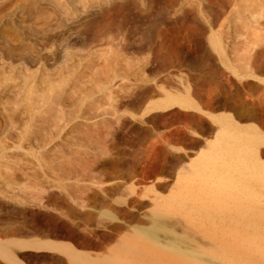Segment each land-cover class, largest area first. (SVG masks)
<instances>
[{
    "label": "rangeland",
    "instance_id": "rangeland-1",
    "mask_svg": "<svg viewBox=\"0 0 264 264\" xmlns=\"http://www.w3.org/2000/svg\"><path fill=\"white\" fill-rule=\"evenodd\" d=\"M260 47L264 0H0V239L79 254L24 243L19 264H145L120 252L137 237L229 264L172 198L219 128L264 162Z\"/></svg>",
    "mask_w": 264,
    "mask_h": 264
},
{
    "label": "bare ground",
    "instance_id": "bare-ground-1",
    "mask_svg": "<svg viewBox=\"0 0 264 264\" xmlns=\"http://www.w3.org/2000/svg\"><path fill=\"white\" fill-rule=\"evenodd\" d=\"M106 29L107 26L104 25L90 24L86 27V30L92 33L89 41H94L96 36ZM152 103L154 105V101ZM182 103L185 106V102ZM155 106L157 108L156 102ZM214 115H208L212 121L217 118L216 114ZM218 119L214 121L217 122ZM229 128H219L221 129L219 137L216 136L215 140L213 137L214 141L205 149L200 148L197 161L192 164L193 175L198 177V188L190 190L187 184L188 189H182L185 190L184 193L177 194L178 198L173 196L172 201L175 200L179 213L194 221L197 217L201 225L205 223L208 226L204 234L209 237L211 246L216 250L214 255L227 256L230 258L229 264H247L253 254L261 255L264 250V211L261 209L264 194V162H260L255 149L259 138L257 135L249 132L250 130L246 132L243 129ZM195 182L192 181L194 184L189 185L195 187ZM22 241L14 240L11 244L22 247L25 243L32 248L35 246L37 249L55 250L69 254L73 259H78L79 256L73 251L72 254L70 245L68 248L63 243L36 240L33 241L35 245H32L28 244L27 240ZM153 244L148 237H137L125 242L120 252L145 264H221L215 259L204 261L185 255L179 249ZM186 256H189V260L185 258ZM0 257L9 264H19L13 252L8 249L1 250ZM126 262L119 254H114L110 259V264Z\"/></svg>",
    "mask_w": 264,
    "mask_h": 264
},
{
    "label": "crops",
    "instance_id": "crops-1",
    "mask_svg": "<svg viewBox=\"0 0 264 264\" xmlns=\"http://www.w3.org/2000/svg\"><path fill=\"white\" fill-rule=\"evenodd\" d=\"M251 73H253L257 78L264 80V47L258 48L254 54V63Z\"/></svg>",
    "mask_w": 264,
    "mask_h": 264
},
{
    "label": "water",
    "instance_id": "water-1",
    "mask_svg": "<svg viewBox=\"0 0 264 264\" xmlns=\"http://www.w3.org/2000/svg\"><path fill=\"white\" fill-rule=\"evenodd\" d=\"M14 240L15 241H22V240H25V238L10 237V238H6V239H0V251L4 250V249H8L11 252H13L12 249H13V246H15V245L11 244V242H13ZM32 245H35V244H32Z\"/></svg>",
    "mask_w": 264,
    "mask_h": 264
}]
</instances>
